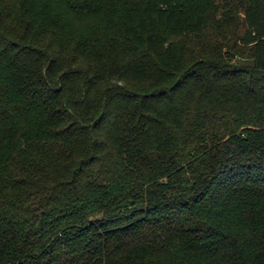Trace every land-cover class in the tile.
<instances>
[{"label": "trees", "instance_id": "16d2710c", "mask_svg": "<svg viewBox=\"0 0 264 264\" xmlns=\"http://www.w3.org/2000/svg\"><path fill=\"white\" fill-rule=\"evenodd\" d=\"M0 264H264V0H0Z\"/></svg>", "mask_w": 264, "mask_h": 264}]
</instances>
